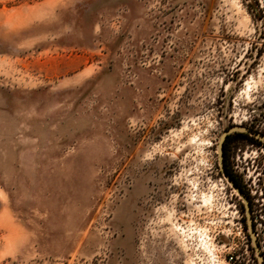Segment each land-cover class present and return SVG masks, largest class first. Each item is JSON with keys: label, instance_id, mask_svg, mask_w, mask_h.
<instances>
[{"label": "rangeland", "instance_id": "rangeland-1", "mask_svg": "<svg viewBox=\"0 0 264 264\" xmlns=\"http://www.w3.org/2000/svg\"><path fill=\"white\" fill-rule=\"evenodd\" d=\"M237 126L264 0H0V264H257Z\"/></svg>", "mask_w": 264, "mask_h": 264}, {"label": "flooded vegetation", "instance_id": "flooded-vegetation-1", "mask_svg": "<svg viewBox=\"0 0 264 264\" xmlns=\"http://www.w3.org/2000/svg\"><path fill=\"white\" fill-rule=\"evenodd\" d=\"M245 135L247 139L248 137L250 138L249 141L253 142V145L255 144L258 146V149L261 150L262 156H256L255 159L253 160L254 163H248L247 168H245L247 170V174L244 175L245 177L244 184L241 182L240 177L237 174L238 172L234 170L236 167L234 163L232 168L229 169V173L234 178L235 180L234 182L239 186V188L243 191V193L246 195L248 199L250 205V211L252 215V226L255 233L257 234V232H259L260 230L259 227H261L260 232L264 234V216L263 215L259 216L260 211L264 213V141L247 133H245ZM262 136L264 137V135ZM233 158L234 157H232L231 159ZM257 160H259V162ZM236 168H238V166ZM243 206H244V210H246L244 204ZM260 206L262 207L261 209H259ZM260 219H262L260 221L261 226H259ZM245 225H246V230L250 234L247 219ZM249 240L252 241L250 235H249ZM260 243L261 245L259 246L260 249L262 250V245L264 242H260ZM262 255L264 258V254ZM257 264H259L258 260H257Z\"/></svg>", "mask_w": 264, "mask_h": 264}, {"label": "water", "instance_id": "water-1", "mask_svg": "<svg viewBox=\"0 0 264 264\" xmlns=\"http://www.w3.org/2000/svg\"><path fill=\"white\" fill-rule=\"evenodd\" d=\"M235 132L247 133V134H250L252 136L259 138L262 141H264V137L260 134L252 132V131L244 128V127L237 126V127H234L232 129L226 131L221 136L220 142H219V147H218V153H219V159H220V165H221L222 173L228 179V182L231 184V187L238 193V195L240 196V198L242 199V201L245 205L246 214H247V222L249 225V232H250V237H251V240H252V243L254 246V250H255L259 264H264V258H263V255L261 253L260 246L257 242L256 233H255L253 226H252L251 211H250V205H249L248 199H247L246 195L243 193V191L239 188V186L231 179V177L227 173L225 163H224L225 141L227 140L229 135H231L232 133H235Z\"/></svg>", "mask_w": 264, "mask_h": 264}, {"label": "bare ground", "instance_id": "bare-ground-1", "mask_svg": "<svg viewBox=\"0 0 264 264\" xmlns=\"http://www.w3.org/2000/svg\"><path fill=\"white\" fill-rule=\"evenodd\" d=\"M203 198H204V201L206 203H211V198L210 197L203 196Z\"/></svg>", "mask_w": 264, "mask_h": 264}, {"label": "trees", "instance_id": "trees-1", "mask_svg": "<svg viewBox=\"0 0 264 264\" xmlns=\"http://www.w3.org/2000/svg\"><path fill=\"white\" fill-rule=\"evenodd\" d=\"M238 135H241V136H244V137H246V135L244 134V135H242V134H238ZM227 170V169H226ZM227 173L229 174V176L231 177V179L233 180V181H235L234 180V178L230 175V173H229V171L227 170Z\"/></svg>", "mask_w": 264, "mask_h": 264}, {"label": "built area", "instance_id": "built-area-1", "mask_svg": "<svg viewBox=\"0 0 264 264\" xmlns=\"http://www.w3.org/2000/svg\"><path fill=\"white\" fill-rule=\"evenodd\" d=\"M233 258H231V260H232Z\"/></svg>", "mask_w": 264, "mask_h": 264}]
</instances>
